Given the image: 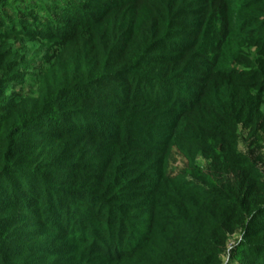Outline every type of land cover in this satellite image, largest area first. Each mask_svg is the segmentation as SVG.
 Wrapping results in <instances>:
<instances>
[{"label":"trees","instance_id":"1","mask_svg":"<svg viewBox=\"0 0 264 264\" xmlns=\"http://www.w3.org/2000/svg\"><path fill=\"white\" fill-rule=\"evenodd\" d=\"M263 111L264 0H0V264H264Z\"/></svg>","mask_w":264,"mask_h":264},{"label":"rangeland","instance_id":"2","mask_svg":"<svg viewBox=\"0 0 264 264\" xmlns=\"http://www.w3.org/2000/svg\"><path fill=\"white\" fill-rule=\"evenodd\" d=\"M15 46L22 52H27V58L30 61H37L35 55L38 51L39 44L29 41L28 38H20L14 41ZM38 85L34 79H29L20 89L16 88L14 92L22 93L24 95H34L37 92ZM238 149L247 157H251L264 176V111L263 117L258 121L254 127L241 126L239 128V145ZM171 162L174 165H181L180 158L177 154L172 155ZM201 165H205L206 161L199 159ZM239 236L237 233L235 237ZM227 258V257H225Z\"/></svg>","mask_w":264,"mask_h":264}]
</instances>
